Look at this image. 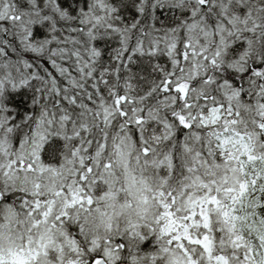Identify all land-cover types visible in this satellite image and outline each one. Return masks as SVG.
I'll return each mask as SVG.
<instances>
[{"label": "snow or ice", "instance_id": "snow-or-ice-1", "mask_svg": "<svg viewBox=\"0 0 264 264\" xmlns=\"http://www.w3.org/2000/svg\"><path fill=\"white\" fill-rule=\"evenodd\" d=\"M0 264H264V0H0Z\"/></svg>", "mask_w": 264, "mask_h": 264}]
</instances>
